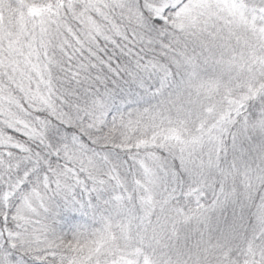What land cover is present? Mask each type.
<instances>
[{
    "label": "snow or ice",
    "instance_id": "obj_1",
    "mask_svg": "<svg viewBox=\"0 0 264 264\" xmlns=\"http://www.w3.org/2000/svg\"><path fill=\"white\" fill-rule=\"evenodd\" d=\"M0 264H264V0H0Z\"/></svg>",
    "mask_w": 264,
    "mask_h": 264
}]
</instances>
